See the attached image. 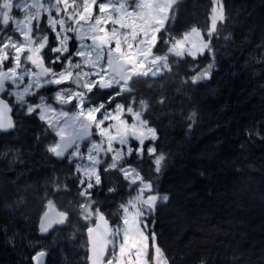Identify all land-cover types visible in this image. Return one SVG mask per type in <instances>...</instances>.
<instances>
[{
	"label": "snow or ice",
	"instance_id": "obj_1",
	"mask_svg": "<svg viewBox=\"0 0 264 264\" xmlns=\"http://www.w3.org/2000/svg\"><path fill=\"white\" fill-rule=\"evenodd\" d=\"M181 3L0 2V137L17 138L26 120H37L42 132L35 143L43 136V152L67 163L66 175L53 170L51 187L56 194L74 195L72 216L46 199L36 231L46 238L76 219L81 226L72 225L66 238L80 237L85 253L80 264H174L156 230L158 209L170 201L159 188L170 156L157 144L154 125L157 106L164 114L169 98L162 93L142 98L137 85L163 89L157 82L171 79L189 62L191 75L181 83L211 80L217 68L214 40L229 20L225 0H210L203 25L177 32ZM187 121L190 132L196 113ZM262 132L264 124L245 134L264 141ZM10 153L12 163H24L19 148L0 147V159ZM101 192L105 200L99 199ZM109 198H118L115 209L102 210ZM27 246L39 249L26 258L29 264H54L48 244L37 240ZM199 264L207 262L202 258Z\"/></svg>",
	"mask_w": 264,
	"mask_h": 264
},
{
	"label": "trees",
	"instance_id": "obj_2",
	"mask_svg": "<svg viewBox=\"0 0 264 264\" xmlns=\"http://www.w3.org/2000/svg\"><path fill=\"white\" fill-rule=\"evenodd\" d=\"M210 6V0H182L177 32L203 25ZM225 6L229 20L214 40L217 68L211 80L181 83L191 75L189 62L157 82L163 89L137 85L142 98H169L164 114L157 106L154 125L157 144L170 156L159 181L170 201L158 209L156 230L174 264H199L202 258L207 264H264V141L245 134L264 124V0H225ZM192 112L196 124L189 132ZM41 132V123L28 119L19 137L0 140V147L19 148L24 161L12 163V153L0 159V228L6 229L0 231V264H29L26 258L39 249H30L28 241L48 244L54 264H80L85 254L78 238H66L78 224L74 218L55 235L43 238L36 231L46 199L69 211L74 201V195L51 187L53 170L62 177L68 166L43 152V136L35 143ZM99 199L105 200L104 192ZM117 202L109 198L102 210H114Z\"/></svg>",
	"mask_w": 264,
	"mask_h": 264
},
{
	"label": "rangeland",
	"instance_id": "obj_3",
	"mask_svg": "<svg viewBox=\"0 0 264 264\" xmlns=\"http://www.w3.org/2000/svg\"><path fill=\"white\" fill-rule=\"evenodd\" d=\"M0 2H2V0H0ZM29 2H30V0H29ZM45 3H47V0H45ZM14 14H16V13L14 12ZM21 16H22V14H21ZM89 43H90V41H89ZM49 102H51V100ZM77 223L78 224H73V225H75L76 227H80V222H77ZM78 239H79L78 243H80V237H78Z\"/></svg>",
	"mask_w": 264,
	"mask_h": 264
},
{
	"label": "bare ground",
	"instance_id": "obj_4",
	"mask_svg": "<svg viewBox=\"0 0 264 264\" xmlns=\"http://www.w3.org/2000/svg\"><path fill=\"white\" fill-rule=\"evenodd\" d=\"M233 12V11H232ZM233 14H234V12H233ZM234 16V15H233ZM186 118V117H185ZM190 141V140H189ZM15 143H17V142H15ZM18 146H20V145H18Z\"/></svg>",
	"mask_w": 264,
	"mask_h": 264
},
{
	"label": "water",
	"instance_id": "obj_5",
	"mask_svg": "<svg viewBox=\"0 0 264 264\" xmlns=\"http://www.w3.org/2000/svg\"><path fill=\"white\" fill-rule=\"evenodd\" d=\"M0 140H1V137H0Z\"/></svg>",
	"mask_w": 264,
	"mask_h": 264
}]
</instances>
